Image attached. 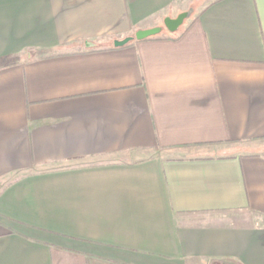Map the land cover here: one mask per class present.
Listing matches in <instances>:
<instances>
[{"label": "crops", "instance_id": "crops-1", "mask_svg": "<svg viewBox=\"0 0 264 264\" xmlns=\"http://www.w3.org/2000/svg\"><path fill=\"white\" fill-rule=\"evenodd\" d=\"M197 1L0 0V264H264V0L114 46Z\"/></svg>", "mask_w": 264, "mask_h": 264}, {"label": "water", "instance_id": "water-1", "mask_svg": "<svg viewBox=\"0 0 264 264\" xmlns=\"http://www.w3.org/2000/svg\"><path fill=\"white\" fill-rule=\"evenodd\" d=\"M186 17H187V14L182 13L175 19L167 18L164 23H165L166 27L168 28V30L173 33V32H176L177 30H179V28L183 24V20H185ZM161 31H162L161 27H155V28L147 29V30H140L134 36L135 38L127 37L126 39H123L120 41H115L114 46L115 47H123L125 45H128L130 42H132L134 40H138V41L145 40V39H148L150 37H154L157 34H160Z\"/></svg>", "mask_w": 264, "mask_h": 264}, {"label": "rangeland", "instance_id": "rangeland-1", "mask_svg": "<svg viewBox=\"0 0 264 264\" xmlns=\"http://www.w3.org/2000/svg\"><path fill=\"white\" fill-rule=\"evenodd\" d=\"M205 5V1L204 0H198L196 3L192 4L191 7L189 9H187V11H185L184 13L187 14V17L185 18V20H183V24L181 25V27L179 28V30H177L176 32H171L168 30V28L166 27V25H163V30L160 34L162 35H166V34H180V33H186V31L188 30L189 27V23L191 22V20L197 16V14L200 12L201 7H204ZM158 34V35H160Z\"/></svg>", "mask_w": 264, "mask_h": 264}, {"label": "trees", "instance_id": "trees-1", "mask_svg": "<svg viewBox=\"0 0 264 264\" xmlns=\"http://www.w3.org/2000/svg\"><path fill=\"white\" fill-rule=\"evenodd\" d=\"M181 37H182V33H180L179 35L178 34H174L171 38L177 40V39H179Z\"/></svg>", "mask_w": 264, "mask_h": 264}]
</instances>
